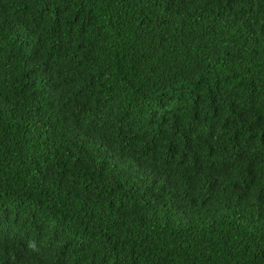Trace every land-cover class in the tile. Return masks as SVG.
<instances>
[{
	"label": "trees",
	"instance_id": "16d2710c",
	"mask_svg": "<svg viewBox=\"0 0 264 264\" xmlns=\"http://www.w3.org/2000/svg\"><path fill=\"white\" fill-rule=\"evenodd\" d=\"M0 264H264V0H0Z\"/></svg>",
	"mask_w": 264,
	"mask_h": 264
}]
</instances>
